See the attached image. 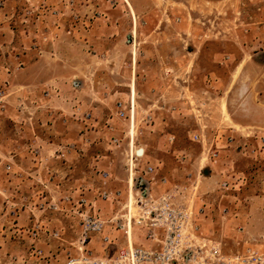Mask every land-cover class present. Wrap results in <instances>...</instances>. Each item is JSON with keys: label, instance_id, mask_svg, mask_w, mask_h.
<instances>
[{"label": "crops", "instance_id": "1", "mask_svg": "<svg viewBox=\"0 0 264 264\" xmlns=\"http://www.w3.org/2000/svg\"><path fill=\"white\" fill-rule=\"evenodd\" d=\"M168 1L184 5L177 0ZM225 1L200 0L198 6H206L204 9L208 12ZM167 10L162 7L158 12L164 15ZM151 11L156 10L150 8L145 13ZM125 25L131 31L136 29V22H130L128 17L123 27L94 22L90 27L71 26L65 32L83 42L85 36L84 44L108 40L118 45ZM197 29L194 25L170 26L163 21L150 27L143 43L148 42L151 49L134 72L126 69L122 72L117 64H110L106 71L105 65L92 67L90 72L74 77L75 73L64 65H78L90 58L82 45H61L56 38L29 40L35 53L29 47L24 49L25 44L14 52L11 43L0 47L8 53L0 56V88L5 93L0 107V202L10 203L14 198H29V195L36 198L34 189L58 187L60 192H68L84 185L110 195L112 200L108 202L115 205V212L108 219L124 216L128 199L134 195L130 188L134 171L128 170L129 159L142 147L144 152L136 160L137 166L160 163L158 178L166 179L168 185L195 187L200 197L212 198L223 180L251 185L254 194L247 197L250 205L246 212H239L241 203L234 204L231 199L221 196L213 199L217 211L207 212L201 228L204 235H213L229 251L237 250L243 239L238 227L243 229L246 238L264 236V220L254 208L256 200L263 199L264 204V155L258 156L256 151L264 139V49L248 50L249 44L258 46V40L236 43L240 51L230 67L226 88L234 84L235 77H239L240 83L234 95L224 101L223 95L209 89L216 88L211 82L216 74L204 62L213 67H228L232 56L215 52L211 45L222 46L221 39H209L207 32L198 33ZM45 46H57L60 50L51 52ZM113 55H108L109 62L116 61ZM117 103L131 119L116 116ZM235 108L239 113L233 116L230 110ZM223 109L229 114L231 125L240 129L229 125L223 133L216 132L205 149L203 127L209 121L204 112L217 110L222 116ZM85 114H89L88 119L84 118ZM185 118L194 123L195 128L187 131V137L200 144L199 152L175 151L172 145L175 124ZM138 133L143 137L140 146L134 147ZM193 137H198V141ZM125 143L129 149L124 154L121 150ZM233 147L236 148L230 150ZM210 149L216 151L215 159H209ZM103 172L108 174L106 180L100 177L99 173ZM154 185L155 191H161L160 184ZM115 192H119L118 198H113ZM230 198L236 199V196ZM222 204L228 208V217L221 214ZM216 214L221 219L217 233L213 225ZM111 233L114 236L115 232ZM123 238L125 241L124 232Z\"/></svg>", "mask_w": 264, "mask_h": 264}, {"label": "rangeland", "instance_id": "2", "mask_svg": "<svg viewBox=\"0 0 264 264\" xmlns=\"http://www.w3.org/2000/svg\"><path fill=\"white\" fill-rule=\"evenodd\" d=\"M177 1L182 2L184 5L173 4L168 0H0V47L6 46L7 43H11L15 48L12 50L14 52L17 50L19 51V47L25 44L27 46H25L26 48L24 49L29 50V47L31 50L30 52L35 53V51H33V44L29 45V40L33 42L56 38L60 40L61 45L69 46L70 44L71 46H75L76 43L82 45L83 51L87 53L90 58L85 61V63H79L78 65H64L68 71L75 73L74 77H79V75H82L85 71L90 72L92 67H103V65H105L106 68L103 69L106 71L107 66L110 64H117V68L122 69V72L124 69L134 72L139 69L141 61L145 59V55L149 54L151 49V46L147 45L148 42L143 43L144 34L150 27H153L160 21L170 26L175 24V27L180 28L185 25L188 27L194 25L199 27L196 32H207L209 39H221L224 43L222 46H217L215 44L211 45V48L214 49L215 52L218 51L232 56L231 60L227 62L228 67L218 64L217 67H213L204 62V66L207 67L209 71L216 74L211 78V82H214L213 85H215L216 88L212 86L209 89L212 93L215 91L218 95H223L224 101L227 97L231 98L234 95L233 91L238 86L237 83H240L239 77H235L233 79L234 84L228 89L226 88V84L229 82L230 67L236 62L237 55L240 51L236 43H238L239 40L248 42L251 40H258L259 45L253 47L249 44L248 50L252 51L254 48L264 49V0H226L221 4H217L208 12L204 9L206 6H204V8L203 6H198L200 0ZM209 1L216 2L219 0ZM183 6L188 8L189 12H187L186 8ZM52 7H56L53 10L57 12H52ZM130 7L133 11L132 14ZM162 7H167L168 9L167 13L164 15L158 12V9H162ZM150 8L156 11L145 13V11ZM258 8H260V10H257ZM172 9H175V12ZM128 17L130 22H136V29L133 28L131 31L129 26L125 25L124 28L126 30L121 33L119 37L121 40L118 45L108 43V40L99 44H97L99 40H94L96 44H89L88 42L84 44L87 40L85 36L82 38L84 39L83 42L80 41L81 38L78 40L74 34H66L65 32V29L70 30L71 26L81 25L82 27H90L94 22L112 23L117 27H123ZM177 32H181V30H177ZM121 44L122 46H120ZM44 48L45 50L50 49L51 52L55 53H58L60 50L57 46L52 48L45 46ZM2 49L3 48H0V56H7L8 53H6L5 50L3 52ZM112 53H114L112 59H116V61H118L117 63L116 61L109 62L110 59L108 55ZM104 55H106V58ZM118 57L122 58L119 59ZM55 61L58 62L59 59L56 58ZM103 61L107 62L104 64ZM101 79H103V77ZM214 111L215 110H206L204 112L208 114L206 118L209 121V124L205 123L207 126L203 127L205 149L206 147L208 148V144L212 141L216 132L223 133L221 131H225L229 125L233 127L229 119V114L226 113L224 109L222 111V116L219 111ZM230 112L233 116L239 113L237 108L231 109ZM184 113L187 112L184 111ZM179 121L181 122L175 124V140L172 142V145L175 146V151L187 152L189 150L192 152V150H198L199 152L201 148L200 144L189 141L187 137V131L189 132L195 128L193 121L190 118ZM233 128L240 129L237 127ZM141 137L143 136L138 133L134 142V147L140 146ZM139 148L143 153L144 149L142 147H138V149ZM235 148L236 147L230 148V150H234ZM128 149L129 146L125 143L121 151L126 153ZM141 156L142 155L139 157ZM123 163H121L120 167L124 166ZM140 168V165H138L137 169ZM9 189L11 192V187H9ZM59 192L60 189H58V187H50L48 189H34L33 194L35 193L34 196L47 194L46 196L57 201ZM95 192L96 189L93 188V193ZM252 194H254V190L251 189V185H244L235 193L228 192L223 194L217 191L216 194H213L212 198L206 195L203 196V198L205 202L211 205V209L215 211H217V207L214 205L215 200L213 199L221 196L224 197V199H231L234 204L241 203L238 211L246 212L250 205L247 197ZM13 195L15 194L13 193ZM227 196H236V199L228 198ZM24 197L25 196L14 198L10 203L7 202L8 200L0 202V264H26V262L29 261L28 256L32 240L29 235L26 234V231L32 228L34 223H42L43 228L48 230L57 228L61 231L59 240H53L44 234H41L36 240L37 245L43 250L44 254L48 255V259L46 260L48 264L60 263L67 253H74L72 244L75 245L74 242L77 239L78 231L74 225V221L57 211L54 212L50 210L39 212L35 206L36 198L32 199L30 195L29 198ZM129 200L130 205L132 201L131 214L135 215L136 209L133 203V197H130ZM210 200H212L211 203ZM262 201L263 199L259 201L256 200L254 208L257 210L259 217L264 220V204ZM229 205L231 204L229 203ZM97 207H99L105 219H108V217L115 212V205L113 203L99 201L97 202ZM223 209L226 210V213H222ZM12 211H14V213H12ZM220 211L222 216L228 217V208H226V204H222ZM220 221L221 219L218 214H216L213 222L214 231L216 233L220 230ZM111 231H113V229H110V227L105 228V234L110 235V237L114 239L116 245L123 246L124 242H126L123 238V231H114V236ZM127 236L130 244L143 243V237L137 228L128 226ZM93 237L96 238L92 239ZM93 240L95 241L93 242L94 244L91 243ZM222 244L224 245L223 242ZM87 246L95 255L102 254V244L99 235L92 236Z\"/></svg>", "mask_w": 264, "mask_h": 264}, {"label": "built area", "instance_id": "3", "mask_svg": "<svg viewBox=\"0 0 264 264\" xmlns=\"http://www.w3.org/2000/svg\"><path fill=\"white\" fill-rule=\"evenodd\" d=\"M44 95L47 96L46 93ZM4 99V89L0 88V107ZM116 116L119 119H131L120 103L116 105ZM88 117L89 114L84 115L85 119ZM193 140L198 141V137H193ZM113 143L116 144V140ZM256 151L258 156L264 155V139H261L260 146H256ZM216 156V151L210 149L209 159H215ZM138 158L134 153L128 164L129 172L134 171L130 188L134 190L135 215H130L128 199L124 216L105 219L97 202H108L112 198L105 192L93 193L92 188L84 185L60 192L57 201L47 194L35 195V206L39 212L52 210L63 213L74 221L78 230L75 245L72 244L74 253H67L58 264H264V236L246 238L243 229L238 227V234L243 236L239 241L240 246L235 251L226 250L225 245L213 235L202 233L203 220L207 218L211 205L197 195L195 187L168 185L166 179L158 178L160 163H146L137 169ZM99 174L103 180L108 178L106 172ZM155 183L160 184L161 191H155ZM242 186L236 180H223L217 190L223 194L235 193ZM89 192L92 193L90 198L87 196ZM119 195V192H115L113 198ZM222 213H226V210L223 209ZM128 226L138 229L143 237L142 244H130ZM106 227L123 231L125 245H116L114 239L104 233ZM26 234L32 240L26 264H48V255L44 254L36 240L41 234L59 240L61 231L57 228L48 230L43 228L42 223H34ZM94 235H99L102 244L100 255H95L87 246Z\"/></svg>", "mask_w": 264, "mask_h": 264}, {"label": "water", "instance_id": "4", "mask_svg": "<svg viewBox=\"0 0 264 264\" xmlns=\"http://www.w3.org/2000/svg\"><path fill=\"white\" fill-rule=\"evenodd\" d=\"M136 155H137V156L142 155V150H141V149H138V150L136 151Z\"/></svg>", "mask_w": 264, "mask_h": 264}]
</instances>
